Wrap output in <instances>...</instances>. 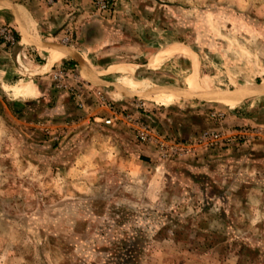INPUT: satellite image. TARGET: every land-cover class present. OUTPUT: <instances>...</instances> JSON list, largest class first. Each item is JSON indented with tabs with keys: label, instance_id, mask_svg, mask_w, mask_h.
I'll return each instance as SVG.
<instances>
[{
	"label": "rangeland",
	"instance_id": "obj_1",
	"mask_svg": "<svg viewBox=\"0 0 264 264\" xmlns=\"http://www.w3.org/2000/svg\"><path fill=\"white\" fill-rule=\"evenodd\" d=\"M39 1L63 12L64 34L31 60L75 42L78 58L37 72L0 25L15 38L0 33V264H264V130L233 119L264 118V97H212L264 91V0ZM90 29L99 45L82 48ZM175 45L198 59V92L182 47L158 55ZM59 68L78 76L67 89L54 86ZM135 122L191 151L162 158ZM243 127L260 133L194 144Z\"/></svg>",
	"mask_w": 264,
	"mask_h": 264
},
{
	"label": "crops",
	"instance_id": "obj_2",
	"mask_svg": "<svg viewBox=\"0 0 264 264\" xmlns=\"http://www.w3.org/2000/svg\"><path fill=\"white\" fill-rule=\"evenodd\" d=\"M27 4H20L16 3L14 0H0V25L5 24L9 25L13 28H15V31L19 34L20 40L16 43V45L13 48V52L11 56H13L14 60H20L21 62L24 61V59L28 60L29 65L32 67L33 70H36L37 72L42 70H50L53 71V69L61 64L63 60L71 58V60H77V55L74 53L76 51V42L75 45L69 46V47H62L60 50H53L52 53H50L48 58V62L45 65H38L34 62V60H31V58H34L35 56H32L30 54V51H37V55H42L40 50L46 51L48 48V44L50 42H53L55 40H59L63 34L64 31H59V24L57 22H60L58 16H61V20H64L65 16L63 15V12L58 13L56 11H52V8L46 9L44 4L39 0H27ZM67 16V14H66ZM87 34V30L85 32ZM90 37L89 43L92 45L89 46L88 43L84 44L83 46L80 44L82 48H95L97 45V39H98V33H95V31H92L90 29ZM79 45V43H77ZM89 46V47H88ZM182 47L184 52L178 53L174 56H184L187 57L192 61L193 64V71L188 76L189 78V88L191 92H198L199 91V85H198V72L196 73V69L198 67L199 71V62L198 59L194 57L193 52L184 46L181 45H175L170 46L164 51H162L158 55L166 54L169 50H171L174 47ZM30 54V58L28 55ZM157 55V56H158ZM173 57V56H172ZM24 58V59H23ZM153 60V59H152ZM162 61V60H161ZM161 61L151 62V66H155L159 64ZM129 66V65H128ZM142 67L143 65H130V68L133 67ZM37 74V73H36ZM196 75V79L194 80V83H192L193 76ZM242 94L243 96L241 98H247V97H264V91L260 88H240L237 89L235 92L230 94H218V95H212L213 98H217V100L224 102L226 105L230 107H235L237 104V101L229 100L230 97H234L235 94ZM211 96V95H209ZM239 98V100L241 99ZM256 109L254 113L252 111L249 115H240V116H234V122H238L239 125H251L253 127H258L260 130H264V118L261 116H258ZM229 120V121H228ZM228 122H233L230 118L228 119Z\"/></svg>",
	"mask_w": 264,
	"mask_h": 264
},
{
	"label": "built area",
	"instance_id": "obj_3",
	"mask_svg": "<svg viewBox=\"0 0 264 264\" xmlns=\"http://www.w3.org/2000/svg\"><path fill=\"white\" fill-rule=\"evenodd\" d=\"M1 35L5 41L14 42L15 38L11 31L6 29H1ZM53 81L55 88L59 90L67 89V79H77L78 76L75 73L74 69H64L59 68L53 73ZM210 117L214 122L221 121L224 117L223 114L212 112ZM118 119V117H116ZM127 122H132L133 118L128 117ZM114 121L112 119H106L105 124L111 125ZM133 128L136 130V138L143 144H153L157 147L158 152L162 158H167L171 156L182 155L185 152L191 151V145L188 142H177V141H168L165 137L159 136L154 132L149 125L144 123H133ZM260 133L259 130L249 129L243 127L239 130L231 131L226 129H210L203 132L199 137L194 140V144L200 145L205 148H218V147H229L235 144H238L243 141L250 140L251 138L258 136Z\"/></svg>",
	"mask_w": 264,
	"mask_h": 264
},
{
	"label": "trees",
	"instance_id": "obj_4",
	"mask_svg": "<svg viewBox=\"0 0 264 264\" xmlns=\"http://www.w3.org/2000/svg\"><path fill=\"white\" fill-rule=\"evenodd\" d=\"M17 39H18V41L20 40V37L19 36H17ZM74 64V63H73Z\"/></svg>",
	"mask_w": 264,
	"mask_h": 264
}]
</instances>
